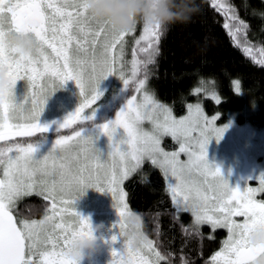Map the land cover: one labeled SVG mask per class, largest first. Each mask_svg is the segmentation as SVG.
Returning a JSON list of instances; mask_svg holds the SVG:
<instances>
[{
  "label": "snow or ice",
  "instance_id": "1",
  "mask_svg": "<svg viewBox=\"0 0 264 264\" xmlns=\"http://www.w3.org/2000/svg\"><path fill=\"white\" fill-rule=\"evenodd\" d=\"M211 6L226 16L223 26L239 46L237 33L247 25L239 20L225 0H212ZM232 21L236 22L235 30ZM6 31L31 34L36 48L27 55H16L15 50L4 44ZM134 31L135 27L131 32ZM159 31V26H144L140 40L149 41L151 48V40H159ZM131 32L116 33L104 23L92 20L81 0H0V73H4L10 83L8 91L0 92V140L48 132L49 125L39 124L38 118L47 98L67 81L75 83L84 101L68 113L55 130L59 132L77 122L91 121L92 115L85 116L84 109L98 100L99 83L119 72V57L111 53L119 44L122 54L123 39ZM140 40L136 43L139 44ZM242 50L246 55H252L250 48ZM141 51L147 52L148 49ZM259 52L261 59L255 60L254 56L253 59L264 65V48ZM139 63L134 55L133 76L139 70ZM143 63H152L151 54ZM24 78L33 89L30 109L25 107L28 99L17 101L13 93L17 81ZM120 79L127 88L129 80L124 79L122 73ZM234 84L239 92V81ZM144 85L145 81L140 80L136 91L142 92ZM88 92L91 93L90 99L87 98ZM212 98L220 103L215 95ZM194 113L190 105L189 116L177 120L169 108L157 103L151 95L142 93L139 100L136 97L128 99L115 119L96 126L99 133H86L82 127L73 136H60L42 158H36V144L0 148V168L3 169V178H0V264H37L34 257L38 252L39 264H73L64 255V250L77 236L91 234L88 218L75 209V201L90 188L111 193L119 217L113 227L119 228V234L112 235L105 242H115L117 235L121 236L125 229L123 218L130 212L119 186L145 159L170 177L167 190L177 212L191 213L195 225L227 228L228 239L212 256V264H252L253 257L261 250L249 248L247 239L253 230L264 229V203L254 199L257 192H264V173L259 175V188L230 187L222 170L209 163L206 153L212 134L219 141L226 126L216 128L218 117L208 119L199 106ZM18 114L25 123L10 122ZM145 120L151 122V132L141 127ZM118 129L122 130L119 136ZM99 134L108 138L110 165L102 162L104 153L95 146ZM167 135L180 141L178 152L168 153L160 147L161 137ZM180 153L187 155V161L179 159ZM194 174L204 177L203 182L193 179ZM74 189L79 192V197L74 196ZM33 193L51 202L47 210L50 215H45L39 222L23 220L18 227L10 209L18 198ZM65 215L76 219L65 221ZM234 217H243V222H237ZM138 230L140 232V225ZM140 235L135 247L124 242L122 251L112 250L111 264H160L166 259L147 237ZM181 264H184L183 259Z\"/></svg>",
  "mask_w": 264,
  "mask_h": 264
},
{
  "label": "trees",
  "instance_id": "2",
  "mask_svg": "<svg viewBox=\"0 0 264 264\" xmlns=\"http://www.w3.org/2000/svg\"><path fill=\"white\" fill-rule=\"evenodd\" d=\"M229 1L239 20L247 25L248 39L264 48V16L261 15L264 0ZM197 3L199 11L189 22L160 29L158 42L153 39L152 63H143L148 59L142 61L139 78L179 115L186 109V100L192 98L188 94L191 88L199 80L211 77L220 103L203 98L207 113L219 110L222 121L229 111L245 110L247 116L239 115V120L264 126V65L256 63L253 54L246 55L241 43L236 45L223 26L226 16L211 6V0H197ZM234 81H239V92ZM39 135L42 136L39 133L32 137ZM32 137L26 136L24 141L33 140ZM123 187L129 209L142 216L143 231L166 257L165 263L181 264L182 259L184 264L209 263L220 237L206 235L204 230L188 223L186 213H176L164 175L158 168L150 162L144 163L124 181ZM46 203L47 200L32 194L21 199L16 210L26 208L30 215L39 217Z\"/></svg>",
  "mask_w": 264,
  "mask_h": 264
},
{
  "label": "rangeland",
  "instance_id": "3",
  "mask_svg": "<svg viewBox=\"0 0 264 264\" xmlns=\"http://www.w3.org/2000/svg\"><path fill=\"white\" fill-rule=\"evenodd\" d=\"M212 1V0H211ZM227 4L230 5L229 0H225ZM231 6V5H230ZM236 15V14H235ZM237 16V15H236ZM233 30H235L236 22L232 21ZM8 25H5L7 28ZM144 25L140 23V26L135 27V31L127 34L123 39V52L121 54L120 48L121 45L117 44L116 48L111 53L114 56L119 57V72L116 75H110L103 79L98 85V92L100 96L95 104L91 107L84 109V115H92L91 121H85L84 123L77 122L72 124L68 128H62L57 132L55 129L57 124L60 121H63L67 114L74 111L76 107H78L83 101L84 98L80 96L79 89L76 87L73 81H67L62 87L58 88L53 92V94L47 98L44 109L41 112L38 123L41 125H49V131L45 132L47 134L41 133L38 137H32L40 132H36L31 137L33 140L24 141L26 136H15L10 137L6 140H0V148L8 147L14 144H21L27 146L28 144H36L38 146V151L35 153L36 158H42L43 155H46L47 152L51 149L53 142L55 139L60 136H73L75 132L79 131L82 127H85V132H91L93 134L99 133L98 125H101L107 121L115 119L116 113L121 109L122 106L126 104V101L132 97H136L137 100L141 98L142 93H147L153 97V99L165 107L171 110V114L173 118L179 120L189 116V106L191 105L193 108V114L196 106H199L202 110L203 116L208 119H212L214 116H217L218 119L215 120V127L221 128L225 127L224 132L222 133L221 138L217 142L214 138L215 134H212L213 139H211L207 145L206 153L207 159L209 162L217 163L225 178L228 180L230 187L240 188H259V175L264 173V126L256 125L251 123L248 120H239V115H246L245 110H232L229 111L226 115V118L222 121L219 120L221 116V112L219 110H214L213 113H207L202 105V99L205 97H209L211 100H214L212 97L215 95L220 98L215 80L213 78H206L199 80L188 92V94L192 95L191 99L186 100V109L183 113L177 115L173 112L171 106L168 103L161 101L149 88L147 82L144 79L139 78L138 71L135 76H133V59L135 55V59L142 63L146 59H149V55L153 54L155 43L154 40H151V48H149V41L140 40V37L143 35ZM247 28L242 29L237 33L236 40L243 45V47H248L252 50V54L257 58H261L259 49L262 47L259 43L251 42L247 35ZM140 40V43L137 44L136 41ZM89 50L91 51V45H87ZM75 47V45L73 46ZM141 49H148L147 52L141 51ZM49 54H51V49L47 50ZM100 49L97 45V53H99ZM138 64V69L139 65ZM86 71L90 73V69L85 66ZM120 73L123 74L124 79L129 80V84L127 88L124 87L123 81L120 79ZM213 79V80H212ZM140 80L145 81L144 88L142 92H137L136 88ZM201 89L199 92H195V89ZM236 88V87H235ZM32 88L29 86V82L26 78L17 81L14 86L13 93L17 101L21 100L23 102L24 99H28V104L25 106L27 109L31 108V92ZM50 91V90H49ZM87 98H91V93H87ZM215 101V100H214ZM94 109V111H93ZM162 120L163 117L161 116ZM13 124H23L24 120L19 119V114L17 118L10 121ZM56 122V123H53ZM78 123H80L78 125ZM141 127L144 131L151 132L152 124L150 121L145 120ZM122 133V130H117V136ZM44 134V135H43ZM197 135L196 133L193 134ZM22 137V138H21ZM30 137V136H28ZM21 138V139H20ZM167 140V141H166ZM166 141V142H165ZM108 138L102 134L98 135V138L95 139V146L104 153L103 163L110 165L112 163L111 156L108 155ZM173 144L171 146L170 144ZM160 147L168 153L178 152L180 147V141L174 140L170 135L162 136ZM79 151V149H76ZM14 154V153H13ZM179 159L182 162L187 161L188 157L185 153H180ZM146 162H150V160L145 159L139 168L136 169L135 172H130L128 177L138 172L143 167V164ZM162 174L164 175L166 189L168 185V180L170 177H166L162 169L156 165ZM213 168L216 166L212 165ZM0 177L3 178V169L0 168ZM127 177V178H128ZM101 178H103V171H101ZM126 178V179H127ZM193 179H196L200 182H203L204 177L193 175ZM253 178V179H249ZM124 179L120 184V188L123 191L125 203L127 204L126 195L123 187V183L126 180ZM209 182L211 178H209ZM105 187V185H101ZM36 195L35 193H33ZM74 196L79 197L80 194L78 191L74 189ZM211 195V193H210ZM38 196V195H37ZM26 197V196H25ZM25 197L18 198L13 206L11 207V211L14 213L17 219L18 226L21 225V221L27 220L28 222H32L33 220L39 222L43 220L45 215H50L47 211L51 207V202L47 201L46 207L43 209L41 216L35 217L30 215L25 210H16V207L19 204V201ZM43 198V196H40ZM171 198V196H170ZM44 199V198H43ZM254 199L257 202L264 203V192H257L254 196ZM172 201V200H171ZM113 199L111 193L99 192L93 189H87L85 193L80 196L75 201V209L80 213L81 216L88 218L89 223L92 226H101L99 229L98 235H102L104 237L103 242L100 244L99 250L94 253L92 256L98 257V255L102 252V249L107 251V254H104L103 257L107 258L109 256L110 250L122 251L123 250V238L117 235V239L115 242H105L109 241V238L112 235L119 234V228L117 229L113 227V225L118 221L119 217L115 208L113 207ZM173 203V202H172ZM173 207L175 208L174 204ZM70 210H74L69 206ZM129 209V207H128ZM130 210V209H129ZM176 210V208H175ZM132 211V210H130ZM134 212V211H132ZM135 213V212H134ZM176 213H186V212H177ZM139 218L140 225V233L142 236L147 237L150 240L155 248L156 246L152 239H150L143 231L142 224V216L138 213H135ZM189 216L190 225L206 227L209 224L203 225H195L193 223V217L191 213H186ZM65 221L71 222L76 218L74 216L65 215ZM237 222H243V217H234ZM241 219V220H239ZM211 228L212 226L209 225ZM226 228V227H224ZM216 229V228H215ZM227 229V228H226ZM215 235V233H214ZM228 239L223 237L220 238V242L218 246L214 247L211 255L209 256V263L212 264V256L220 251L224 246V241ZM48 249H51V246H47ZM147 254V253H146ZM37 260V264H39L40 255L39 252L34 257ZM92 259V260H96ZM160 264H167L164 260L160 261Z\"/></svg>",
  "mask_w": 264,
  "mask_h": 264
},
{
  "label": "clouds",
  "instance_id": "4",
  "mask_svg": "<svg viewBox=\"0 0 264 264\" xmlns=\"http://www.w3.org/2000/svg\"><path fill=\"white\" fill-rule=\"evenodd\" d=\"M81 4L88 17L104 23L116 33L131 32L138 23L159 26L160 29L175 23H187L199 11L197 0H81ZM3 40L6 47L15 50L18 56L27 55L36 48L31 34L6 31ZM9 88L7 76L0 73V92H6ZM209 163L220 168L217 163ZM123 224L125 229L120 237L135 247L141 239L138 216L130 211L123 218ZM100 227L91 225L90 235L72 239L64 250L66 258L73 264H83L91 258L104 240L102 235L97 234ZM247 245L251 249L261 250L253 257L252 264H264V229L253 230L248 236Z\"/></svg>",
  "mask_w": 264,
  "mask_h": 264
},
{
  "label": "flooded vegetation",
  "instance_id": "5",
  "mask_svg": "<svg viewBox=\"0 0 264 264\" xmlns=\"http://www.w3.org/2000/svg\"><path fill=\"white\" fill-rule=\"evenodd\" d=\"M241 218V217H240ZM241 220V219H239ZM197 228L201 229L202 231H205V234L208 236H212L215 233V236H219L220 238H227L229 236L228 230L226 228H216L213 229L211 228L209 225H206V227H199L196 226ZM104 254H107V251L102 249V252L98 255V257L96 260H92L95 259L93 256L87 260H85L83 262V264H111V261L113 260V257L111 255V250L109 252V256H107V258L103 257Z\"/></svg>",
  "mask_w": 264,
  "mask_h": 264
},
{
  "label": "water",
  "instance_id": "6",
  "mask_svg": "<svg viewBox=\"0 0 264 264\" xmlns=\"http://www.w3.org/2000/svg\"><path fill=\"white\" fill-rule=\"evenodd\" d=\"M1 178V177H0ZM11 211V210H10ZM11 214L13 215V218H14V222L17 224L18 226V223H17V219H16V216L14 215V213L11 211ZM19 227V226H18Z\"/></svg>",
  "mask_w": 264,
  "mask_h": 264
}]
</instances>
